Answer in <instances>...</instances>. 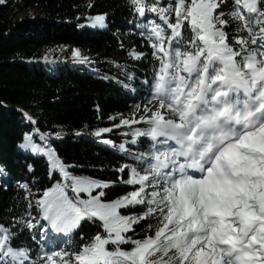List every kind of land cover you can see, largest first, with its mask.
Segmentation results:
<instances>
[{
	"label": "snow or ice",
	"instance_id": "6c2138e0",
	"mask_svg": "<svg viewBox=\"0 0 264 264\" xmlns=\"http://www.w3.org/2000/svg\"><path fill=\"white\" fill-rule=\"evenodd\" d=\"M124 6L141 46L118 41L123 77L110 82L141 102L90 133L113 149L105 134L124 137L116 178L65 161L57 148L65 130L19 109L27 127L16 147L33 161L27 171L43 160L46 176L16 181L23 209L0 216V264H264V0ZM96 7L85 0L77 21L108 29V13ZM71 55L95 64L79 49ZM145 61L151 72L138 77ZM10 176L0 162L5 189ZM117 185L128 191L112 196Z\"/></svg>",
	"mask_w": 264,
	"mask_h": 264
},
{
	"label": "trees",
	"instance_id": "16d2710c",
	"mask_svg": "<svg viewBox=\"0 0 264 264\" xmlns=\"http://www.w3.org/2000/svg\"><path fill=\"white\" fill-rule=\"evenodd\" d=\"M98 7L93 14L107 12L108 29L91 27L81 18L85 0H5L0 3V162L7 165L11 176L8 187L0 185V216L15 204L22 211V192L16 183L45 182L46 165L43 160L34 162V173L25 168L33 162L16 145L27 124L21 118L20 108L30 109L42 127L63 128L64 139L57 144L60 156L69 163L84 165V171L105 180L116 178L115 168L121 162L118 144L124 137L114 129L110 135L116 148L94 142L90 135L94 129L109 126L110 115L130 114L134 101L140 95H130L111 77H123L119 64L125 63L124 53L118 46H141V38L129 31V13L125 0H94ZM36 11L38 18L12 20L15 13ZM83 24L84 27H79ZM76 48L95 61L94 65L57 63V74H49L38 62L54 48ZM145 52L147 48H140ZM50 71V70H49ZM128 71H132L129 63ZM151 72L145 61L136 70ZM139 89L141 86L136 85ZM100 106L97 111L96 106ZM79 130L82 137H75ZM128 191L115 186L112 196ZM5 218H7L5 216ZM138 236L143 231L137 229Z\"/></svg>",
	"mask_w": 264,
	"mask_h": 264
},
{
	"label": "rangeland",
	"instance_id": "374dc122",
	"mask_svg": "<svg viewBox=\"0 0 264 264\" xmlns=\"http://www.w3.org/2000/svg\"><path fill=\"white\" fill-rule=\"evenodd\" d=\"M40 16V14L36 11H31V12H22V13H15L12 16V20H21L24 18H31V19H35L38 18ZM71 51L68 48H54L52 50H50L49 52H47L45 55H47L49 57V60L47 62H57V61H61V63H66V62H72L71 59L73 58L71 55ZM20 109H24V108H20ZM27 110L29 113L33 114L34 116H36L32 110L30 109H25Z\"/></svg>",
	"mask_w": 264,
	"mask_h": 264
}]
</instances>
